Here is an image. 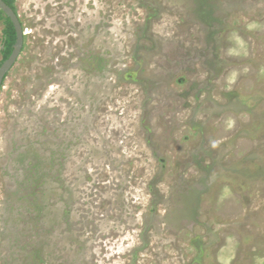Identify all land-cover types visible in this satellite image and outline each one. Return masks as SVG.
<instances>
[{"label": "rangeland", "instance_id": "374dc122", "mask_svg": "<svg viewBox=\"0 0 264 264\" xmlns=\"http://www.w3.org/2000/svg\"><path fill=\"white\" fill-rule=\"evenodd\" d=\"M13 4L0 264H264V0Z\"/></svg>", "mask_w": 264, "mask_h": 264}, {"label": "water", "instance_id": "95a60500", "mask_svg": "<svg viewBox=\"0 0 264 264\" xmlns=\"http://www.w3.org/2000/svg\"><path fill=\"white\" fill-rule=\"evenodd\" d=\"M0 8L11 19V22L13 23L17 34V43L14 47V50L11 56L4 62V64L0 68V88H1L6 79L7 74L14 67L15 63L17 62L18 58L21 55L22 48L24 45L25 32L22 23L18 15L14 11V9H12L8 4H6L4 0H0Z\"/></svg>", "mask_w": 264, "mask_h": 264}, {"label": "trees", "instance_id": "16d2710c", "mask_svg": "<svg viewBox=\"0 0 264 264\" xmlns=\"http://www.w3.org/2000/svg\"><path fill=\"white\" fill-rule=\"evenodd\" d=\"M6 4H8L10 7L14 8L13 0H4ZM15 10V9H14ZM7 37H8V57L13 52V44L16 39V32L14 31V26L12 23L9 24L8 31H7ZM7 57V59H8Z\"/></svg>", "mask_w": 264, "mask_h": 264}]
</instances>
